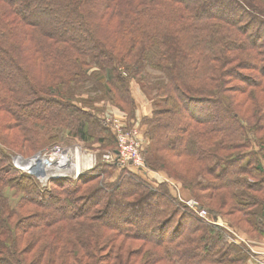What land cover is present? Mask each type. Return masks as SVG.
I'll return each instance as SVG.
<instances>
[{
    "label": "trees",
    "instance_id": "obj_1",
    "mask_svg": "<svg viewBox=\"0 0 264 264\" xmlns=\"http://www.w3.org/2000/svg\"><path fill=\"white\" fill-rule=\"evenodd\" d=\"M225 4L236 13L221 15ZM132 82L156 109L144 124L145 169L101 161L71 186L42 188L13 166L1 136L33 138L46 123L113 147L87 109L102 96L134 115ZM5 118L0 264H246L221 227L176 210L154 171L206 200L213 218L249 216L264 238V0H0ZM143 201L158 203L152 221L123 227L131 210L144 215Z\"/></svg>",
    "mask_w": 264,
    "mask_h": 264
},
{
    "label": "rangeland",
    "instance_id": "obj_2",
    "mask_svg": "<svg viewBox=\"0 0 264 264\" xmlns=\"http://www.w3.org/2000/svg\"><path fill=\"white\" fill-rule=\"evenodd\" d=\"M235 11L236 10L233 8V6L225 4V10L224 11L221 10V15H227V16L233 15ZM130 89H131L130 97L132 95L133 99L135 100L134 104L136 108V113L134 115H131L130 111H128L127 109H121L119 106L112 104L110 101L104 99L102 96L97 97V99L94 102L95 106L93 108L87 109L89 112L93 113L95 117L98 118L99 121L102 122V124L99 123L101 127L104 130H108L111 133V137L109 138V140H107V142L109 144L110 141L112 145V141H115L113 147H104L102 146V144L99 143H94V144L87 143L83 141L81 138L76 137L74 135L73 130L66 127L65 125L54 127L46 123L43 124V126L40 128H35V126H33V129L30 130L33 132L32 133L33 136H35L33 138H25V137L23 138L19 134L14 132H12V134H9V136L4 135L5 134L4 133L1 136L5 143L3 149L6 150L5 152L6 154H9L13 166L16 167V163H17L16 160L19 158L25 159L27 161L28 159H34V157L39 156L40 154H41L40 156L44 157L46 150L49 149L50 147L53 146L62 147L63 150L71 152V155L75 157L73 163L74 167L72 170L74 171L73 175L69 174V175H61L57 177L51 176V178L47 180L46 183L42 181L44 179L41 180L37 176H33V177L36 178V181L40 184L42 188H49L50 186L52 188L54 187L53 186L54 184H57L63 180H67V184L71 186L80 177L88 174L89 175L92 174L96 166L101 161L107 164L108 162H106L104 157L107 155H113L112 151L116 149V147L117 148L120 147L119 144L118 145L116 144V139H117L116 126L111 122V118L106 119L108 115H112L113 117L121 120V124L125 127L126 131L135 135L134 137L129 136L127 138L126 140L127 148L129 149L134 148L138 152L140 150L142 157L146 163L145 153L147 151L146 149L149 148L148 146L150 144V141L145 135L146 128L144 124L146 119H150L154 116L156 109L153 106L154 105L153 100H150V98L144 93L139 83L132 82ZM94 96L96 95L94 94ZM83 98L88 100L89 96L86 95L83 96ZM75 100L77 102H80V100H77L76 98ZM9 122H10L9 118L8 119L5 118L4 120H1L0 129L1 128L4 129V126L7 125ZM102 128L99 127V129L97 130L98 133L101 132V135L99 137L103 136L105 138H108L106 135H102L103 134V131L101 130ZM118 128L122 129V126L118 124ZM50 138H52L53 140L48 141V139ZM173 162H175L178 165L181 164V162L179 161V159L175 158V160L173 159L169 165V170L172 173L179 174L176 166L172 164ZM78 164H80V170ZM109 164L110 163H108L107 165ZM122 165H129L128 168L134 171H136L137 169H142L141 167L137 168L135 165L131 163H126ZM49 173L52 174V172ZM121 174H122V169L117 168V170H114L112 177L116 179L120 177ZM196 175L197 173L195 172L192 176H196ZM152 178L158 181L159 183L161 182L162 184H164L162 189H164L163 191L166 192V194L169 196L170 199H173L172 201L175 203V207L177 208L176 209L177 211H179L180 209L182 211H184V209H186V211L187 210L189 211V212L187 211V213L188 215L191 216L190 217L191 218L190 222H192L191 225H193L194 222L195 223L201 222L199 224L206 227L207 226L221 227L224 231L226 240L228 242H231L239 246L246 254V256L248 257L246 264H264V252H263L264 238H262V236L259 237L252 234L253 230L251 227V223L248 221V219H250L249 216L248 219H244L239 215L230 216L229 218L226 217L224 218L221 217V215H217V217L213 218V216L209 213L211 212L209 209L210 208L209 204L208 203L205 204L206 200L202 201L197 197L189 194L185 189L182 188V186L175 179L168 178L162 172H156V171H154ZM98 182L101 184L100 180ZM204 184L205 186H209V184L206 185L207 183L205 182ZM206 194L207 193H203L202 196H205ZM190 201H194L198 203L199 207L202 210L207 211L208 218L211 221H213L212 222L213 224H210L209 222H206L205 220L199 218L196 215V213H194L189 208L188 202ZM116 202L120 204V199L117 198ZM131 205L132 204H130V206ZM138 205L142 206V210H143L142 212H144V215H141L143 213L135 214L134 210H131V212L128 213L132 215L130 217L131 222H122L121 225L123 227L125 225H128V227L130 228L132 226H129V223H131L134 225L133 227L136 228V226H138L139 223L138 219L141 216L142 218H145V221L148 223L152 221L154 212L158 209V203L151 201H145V202L143 201ZM223 208L224 210H227V207L224 206ZM191 214H193L194 216ZM250 214L253 215V218H255L256 215L255 212ZM109 216L112 219H114V214H111ZM164 220H169V218L166 217L164 218ZM107 221L113 222L115 221V219L110 221L107 218ZM231 221L239 223V227L236 226L234 227L231 224ZM255 228L259 231L258 233L262 234L261 230L258 227ZM158 236H156V239H158ZM252 251L256 252L257 254H254ZM144 257L145 255L142 254V258L138 259V261L139 260L143 261Z\"/></svg>",
    "mask_w": 264,
    "mask_h": 264
},
{
    "label": "built area",
    "instance_id": "obj_3",
    "mask_svg": "<svg viewBox=\"0 0 264 264\" xmlns=\"http://www.w3.org/2000/svg\"><path fill=\"white\" fill-rule=\"evenodd\" d=\"M111 122L116 126V133H117V141L119 144L118 153L117 156L114 155H107L105 156V160L108 163H113L115 161L120 162L121 164L131 163L135 165L137 168H146V163L142 157V154L139 150V152L134 148H127V138L129 136L134 137L132 133L126 131L125 127L121 124V120L118 118L113 117L112 115H108L106 119H110ZM109 121V120H107ZM118 124L122 126V129L118 128ZM41 155V154H40ZM36 156L35 158L42 157V156ZM44 158L47 159L46 166L47 170L49 172H52V174H48L47 178L42 180L43 178L34 172L36 168H29L25 167L28 162H30L32 159H28L27 161L25 159L19 158L16 160V168L21 170L24 173H27L32 176H37L39 179H41L44 183L47 182L51 178V176L57 177L61 175H73L74 171V156L71 155V152L63 150L60 146H53L46 150ZM92 162V161H91ZM95 165V164H94ZM79 170H80V164H78ZM22 167V168H21ZM32 170V171H31ZM78 175V174H77ZM189 208L196 213V215L201 218L202 220H205L206 222H209L210 224H213L209 218H208V212L205 210H202L199 207V204L190 201L188 202ZM222 225V224H221ZM254 254H257L256 252L252 251Z\"/></svg>",
    "mask_w": 264,
    "mask_h": 264
},
{
    "label": "bare ground",
    "instance_id": "obj_4",
    "mask_svg": "<svg viewBox=\"0 0 264 264\" xmlns=\"http://www.w3.org/2000/svg\"><path fill=\"white\" fill-rule=\"evenodd\" d=\"M46 161H47L46 158L38 157L32 159L30 162L25 164L26 165L25 167H29L30 169L36 168L34 172L39 174L43 179H46L48 174H50L49 171L47 170Z\"/></svg>",
    "mask_w": 264,
    "mask_h": 264
}]
</instances>
